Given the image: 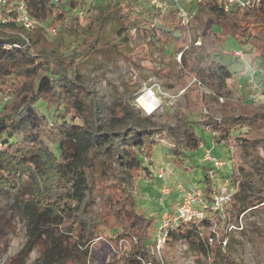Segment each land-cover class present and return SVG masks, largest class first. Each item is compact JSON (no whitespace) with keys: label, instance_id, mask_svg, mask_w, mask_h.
I'll use <instances>...</instances> for the list:
<instances>
[{"label":"trees","instance_id":"16d2710c","mask_svg":"<svg viewBox=\"0 0 264 264\" xmlns=\"http://www.w3.org/2000/svg\"><path fill=\"white\" fill-rule=\"evenodd\" d=\"M258 1V8L233 4L226 11L219 9L225 35L260 50L264 58V0ZM27 6L41 23L33 31L0 25V89L11 96L8 104L0 105V137L7 136L0 146V239L14 231L17 222L26 236L8 264H25L32 251L38 253L33 264H88L90 245L99 238L88 210L96 197L101 202V226L112 236L109 243L136 241L119 263L149 264L154 218L141 209L143 202L133 192L132 181L141 171L151 173L149 162L143 161L153 154L156 132L136 119L120 131L69 123L72 113H97L93 100L80 89L78 66L104 50L119 54L132 41L128 26L141 20L140 30L145 33L160 30L165 34L169 61L181 54L185 73L170 76L168 88L185 89L188 95L193 78H206L217 91L214 81L230 79L232 73L225 66H218L216 72L204 71L202 60L194 56L202 45L190 43V33L175 12H164L148 0H27ZM112 21L120 29L116 41L106 43V26ZM47 27H54L56 34L48 35ZM224 39L220 35L218 41ZM196 91L192 105L201 106L200 91ZM123 118L113 117L111 127L124 126ZM259 118H264L263 111L224 115L218 121L207 117V132L218 135L219 142L231 149V173L221 176L216 186L211 179L218 169L209 166L214 173L205 174L197 185L207 206L204 218L164 230L159 226L154 245L158 235L171 244L184 241L191 246L197 240L203 242L202 252L211 264H230L232 234L241 231L239 217L264 208V181L258 169L243 160L245 145L257 150L258 142L264 141V132L256 124ZM196 124L184 123L182 138L170 151L175 167L196 159L193 153L202 143L194 131ZM236 127L241 129L240 143L233 145L230 138ZM18 133L24 134L23 140L12 142ZM224 180L232 191L230 207L213 212L209 209L213 193ZM229 225L235 229L229 231ZM215 234L220 242L226 240L224 246L209 242ZM114 248L118 251L117 245Z\"/></svg>","mask_w":264,"mask_h":264},{"label":"rangeland","instance_id":"374dc122","mask_svg":"<svg viewBox=\"0 0 264 264\" xmlns=\"http://www.w3.org/2000/svg\"><path fill=\"white\" fill-rule=\"evenodd\" d=\"M222 5L223 3L215 4L211 8L198 9L190 32V43L197 37L201 38L202 47L194 50V56L202 60L201 67L204 71L216 72L218 66H225L232 73L230 79L214 81L213 84L218 85L217 91L210 85L208 79L202 78V87L193 84L194 87H191L188 95L183 93L175 99L162 97L161 107L151 113L140 109L136 99L150 84L156 83L168 95H176L182 89L168 88L172 83L170 76L183 77L185 73L179 54L171 61L167 58V49L170 48L166 43L165 34L160 30L145 33L140 30L143 27L141 20H136L128 26L129 31L135 29L131 33L132 41L123 45L119 54L104 50L78 66L80 89L93 100L97 113L94 115L87 112L72 113L68 116L69 123L98 125L109 131H120L132 125L131 119H136L141 121L143 127L156 132L157 145L153 154L151 158L147 156L143 161L144 164L149 162L151 173L141 171L139 177L132 181L133 192L143 202L141 209L147 216L154 218L149 264H211L202 252L203 242L196 240L191 246L184 241L175 244L161 242L157 248L154 245L155 234L162 222L163 213H171L176 209L179 200L177 184L189 189L197 186L205 174L209 176L214 173L210 171V163L203 160L205 150L211 149L212 155L224 163L214 173V178L211 179L213 184L217 186L222 181L221 176L231 173L230 164L233 162L229 159L231 149L219 142L218 135L213 136L206 131L207 125L204 122L207 117L218 121L224 115L237 117L243 112H264V59L260 50H252L235 37L225 35L226 31L221 27ZM262 10L264 12V7ZM119 29L120 26L115 21L110 22L106 26L105 42L116 41ZM220 35L225 36L223 41H218ZM235 52H240L241 55L236 56ZM196 90L200 91L201 106L192 105ZM249 96L255 99H250ZM187 97L190 98V103ZM10 101L11 96L0 89V105L8 104ZM121 116L124 117V126L111 127V119ZM188 121L197 122L194 131L202 143L193 153L196 159L175 167L170 151L174 149L175 141L182 138L184 123ZM256 124L264 132V118L257 119ZM240 131L241 129L236 127L232 133L230 141L233 145L240 143L238 139ZM23 138L24 134L18 133L11 141L20 143ZM6 139V135L0 137V146ZM243 160L255 166L264 181V141L258 142L257 150L250 144L245 145ZM158 171L161 172V176L157 175ZM164 184L170 190L166 195L160 192ZM2 203L0 200V206ZM100 203V197H96L88 209L99 231V238L90 245L88 264H120L122 254L136 241L128 243L125 240H118L113 244L109 243L112 236L101 226ZM238 223L241 231H234L232 234L230 264H264V208L240 216ZM25 240L23 225L15 223L14 231L0 239V264H8L22 249ZM114 244L117 245L118 251ZM37 257L38 253L32 251L25 264H33Z\"/></svg>","mask_w":264,"mask_h":264},{"label":"built area","instance_id":"2783aa9c","mask_svg":"<svg viewBox=\"0 0 264 264\" xmlns=\"http://www.w3.org/2000/svg\"><path fill=\"white\" fill-rule=\"evenodd\" d=\"M56 1V0H53ZM151 6H156L162 11H173L175 12V17L177 18L179 24L183 26L189 33L191 32L192 23L196 20L198 9L205 7L207 4H222L223 11L228 10V8L233 4H238L239 6H251L258 8L260 7V2L258 0H148ZM171 2V6H169ZM13 24L26 31H33L41 23L38 19L34 18L28 9L27 0H0V25ZM132 33L135 31L133 28ZM46 32L50 36L56 34L54 27H47ZM201 38L197 37L192 43L195 47L201 45ZM179 54V58H180ZM234 55L240 56V52H235ZM196 84L198 87H202V83L199 79L193 78L188 85ZM185 89H182L176 95H168L160 86L156 83H152L146 88L142 95L136 99V103L140 109L146 113H151L158 110L161 107V98L169 97L170 99H175L176 97L182 95ZM144 96V101L140 99ZM250 99H255L253 96H249ZM151 105V112H147L145 105ZM208 127H206L207 131ZM203 160L211 164L215 169H219L224 165L221 160L216 159L212 155V150H205L203 154ZM159 172V171H158ZM161 176V172H159ZM177 193L179 195V202L176 205V209L173 213H163L162 222L160 224V230L167 229L168 227L184 222V223H198L204 218V210L207 208L204 197L203 189L198 186H193L190 190L185 189L181 184L176 186ZM161 194L166 195L170 190L164 184L161 188ZM232 191L230 190L229 183L227 180L220 185L219 189L213 193L212 201L209 209L213 212L221 211L224 212L230 207ZM235 227L229 225L228 230H234ZM241 229V228H240ZM158 242L156 247L159 248L161 242L164 243L165 236H157ZM214 241L220 242L218 235L215 234L214 238H210L209 242ZM223 246L226 244V240L220 242Z\"/></svg>","mask_w":264,"mask_h":264},{"label":"bare ground","instance_id":"6f19581e","mask_svg":"<svg viewBox=\"0 0 264 264\" xmlns=\"http://www.w3.org/2000/svg\"><path fill=\"white\" fill-rule=\"evenodd\" d=\"M140 101L142 102V101H144V96H142V98L140 99ZM145 109H146V111L147 112H151V105L150 104H146L145 105Z\"/></svg>","mask_w":264,"mask_h":264},{"label":"crops","instance_id":"0c3cea01","mask_svg":"<svg viewBox=\"0 0 264 264\" xmlns=\"http://www.w3.org/2000/svg\"><path fill=\"white\" fill-rule=\"evenodd\" d=\"M213 5H215V4H209L208 6H209V8H211ZM248 47H249V46H248ZM249 48H250V47H249ZM261 58H262V57H261ZM263 59H264V58H263ZM157 175L160 176V175H159V172H157Z\"/></svg>","mask_w":264,"mask_h":264}]
</instances>
